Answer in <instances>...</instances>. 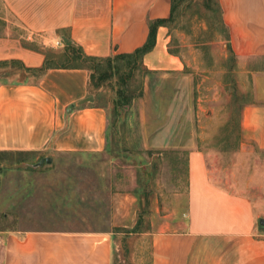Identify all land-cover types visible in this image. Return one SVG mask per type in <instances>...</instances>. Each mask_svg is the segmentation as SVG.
Returning <instances> with one entry per match:
<instances>
[{
  "label": "crops",
  "instance_id": "obj_1",
  "mask_svg": "<svg viewBox=\"0 0 264 264\" xmlns=\"http://www.w3.org/2000/svg\"><path fill=\"white\" fill-rule=\"evenodd\" d=\"M218 3L226 51L229 45L238 61L233 72L250 89L240 114L241 148L248 142L264 152V0ZM170 12L171 0H0V154H106V108L95 99L78 105L91 94L88 71L54 56L64 57L68 46L97 58L132 53L145 43L148 21ZM170 40V29L159 27L142 66L183 73L185 56L170 50ZM190 145L183 148L184 189L175 194L182 210L149 231V264H264L263 194L221 186L203 152ZM113 245L112 233L102 230H0V264H113Z\"/></svg>",
  "mask_w": 264,
  "mask_h": 264
},
{
  "label": "rangeland",
  "instance_id": "obj_2",
  "mask_svg": "<svg viewBox=\"0 0 264 264\" xmlns=\"http://www.w3.org/2000/svg\"><path fill=\"white\" fill-rule=\"evenodd\" d=\"M202 3L182 2L170 26V50L185 56L183 73L135 70L128 85L136 97L116 109L114 80L90 89L107 110L114 153L54 155L40 167L36 154H0L1 231H108L113 264H149V231L182 210L175 194L184 189L183 148L191 140L221 186L264 197V152L248 142L241 148L250 89L233 72L238 61L223 34L209 33Z\"/></svg>",
  "mask_w": 264,
  "mask_h": 264
},
{
  "label": "trees",
  "instance_id": "obj_3",
  "mask_svg": "<svg viewBox=\"0 0 264 264\" xmlns=\"http://www.w3.org/2000/svg\"><path fill=\"white\" fill-rule=\"evenodd\" d=\"M185 0H171V12L167 19H156L148 21V36L145 43L129 54H120L107 58H97L86 56L82 53L81 49H75L73 46H68L64 57L54 56V58L61 61H68L69 66L73 68H81L88 71L89 75V87L90 89H97L104 83L112 82L113 80L119 86L116 91V103L114 108L120 106L119 103L127 105L136 96L133 93V89L128 85V81L133 77V72L138 70L150 74L152 71L147 70L142 66V59L144 55L151 52L156 43V32L159 27H167L170 29L171 24L174 22L176 11L179 6ZM205 10L210 12L207 16V29L212 34L216 29L223 34L224 40H228V30L224 25L221 18V8L218 0H203ZM229 45H227V52H229ZM52 56L46 57V63L44 68L49 66V61ZM65 58V60H63ZM114 109V110H115ZM109 139V137H108ZM113 139L110 138V143ZM107 152L112 154L114 149L108 146ZM6 154V153H5ZM17 157L32 155L34 153L25 152H13L8 153ZM21 160V159H19Z\"/></svg>",
  "mask_w": 264,
  "mask_h": 264
},
{
  "label": "water",
  "instance_id": "obj_4",
  "mask_svg": "<svg viewBox=\"0 0 264 264\" xmlns=\"http://www.w3.org/2000/svg\"><path fill=\"white\" fill-rule=\"evenodd\" d=\"M65 43L66 44H70L69 41L67 39H65ZM93 99V96H88L86 98H84L83 100L79 101L78 102V105H84L90 101H92ZM74 105H72L71 107H73ZM52 162V159L49 158V157H46V158H40L37 163L34 165V167H40L42 166L44 163L46 164H50ZM258 224L261 225V226H264V219H260L258 221Z\"/></svg>",
  "mask_w": 264,
  "mask_h": 264
}]
</instances>
